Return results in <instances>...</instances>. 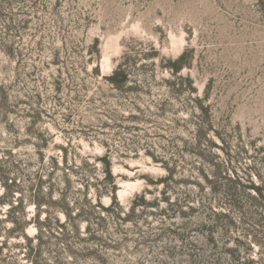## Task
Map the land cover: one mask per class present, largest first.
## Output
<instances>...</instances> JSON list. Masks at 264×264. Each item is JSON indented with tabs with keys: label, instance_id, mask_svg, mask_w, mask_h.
Instances as JSON below:
<instances>
[{
	"label": "rangeland",
	"instance_id": "374dc122",
	"mask_svg": "<svg viewBox=\"0 0 264 264\" xmlns=\"http://www.w3.org/2000/svg\"><path fill=\"white\" fill-rule=\"evenodd\" d=\"M8 18L15 29L7 30ZM185 51L191 67L182 75L193 78L199 97L208 93L206 115L194 108L195 96L176 100L163 84L168 62ZM125 56L137 60L135 78H155L151 89L110 92L102 77ZM163 101L167 112L155 107ZM39 143L46 161L62 163L64 147L78 162L108 154L121 204L128 209L140 194L158 204L140 207L123 226L115 238L128 240L110 251L115 262L264 264V245L243 234L240 215L221 196L230 176L245 187V206L258 198L256 188L264 190L261 0H12L0 19V155L35 164ZM153 156L176 162L170 187L160 183L168 172ZM216 165L227 174L215 177ZM222 213L237 228L221 230Z\"/></svg>",
	"mask_w": 264,
	"mask_h": 264
},
{
	"label": "trees",
	"instance_id": "16d2710c",
	"mask_svg": "<svg viewBox=\"0 0 264 264\" xmlns=\"http://www.w3.org/2000/svg\"><path fill=\"white\" fill-rule=\"evenodd\" d=\"M11 3L12 0H0L1 20ZM261 6L264 14V0H261ZM8 19L7 30L15 29L13 18ZM7 53L9 55L11 52L7 50ZM90 53L94 63L93 72L99 76L101 54L98 40H95ZM136 65V59L125 56L110 75L102 77L110 92L124 97L123 95L129 96L131 93L138 94L140 89H151L155 78H135L131 72L136 69ZM189 67L191 64L186 51L177 59L170 60L166 69L171 78L163 80L164 87L169 89L176 100L181 96H188L190 99L195 96L194 108L206 115L208 93L199 97L193 78L182 75V71ZM90 103L94 104L95 101ZM189 103L185 100L183 107L191 106ZM155 105H159L155 107L160 111H168L169 106L165 101ZM111 123L112 127L116 126L113 118ZM199 132L203 135V130L200 129ZM201 135L197 145L202 142ZM85 139L90 140L89 137ZM42 147L39 143V160L35 164L17 160L11 152L0 155V264H119L112 259L110 251L118 252L124 248L128 238L119 240L115 237L125 233L123 226L126 223L134 222L139 217L137 213L140 212V207L145 210L158 204L147 202L145 194H140L132 206L128 209L124 207L117 196L119 184L108 154L94 160L89 157L81 158L78 162L76 158L71 159L69 149L64 147L61 163L55 156L46 161ZM153 161L167 170V177L162 178L160 183L170 187L177 175L176 162L155 156ZM32 168L35 170H31ZM215 169V177L227 174L222 166L216 165ZM226 183L221 188L222 198L227 201L231 210L240 215L243 234L252 236L255 244L262 247L264 190L256 188L258 198H254L252 205L248 207L243 204L247 202V197L242 192L244 186L239 180L230 176ZM105 197L110 198L109 205L104 204ZM163 199L171 207L175 206L167 192ZM157 201L159 202L155 200ZM30 206H34L33 213L29 211ZM61 215L64 216L63 221ZM221 216L225 222L220 225L221 230L237 228L229 214L222 213ZM219 219L216 223H219ZM83 223L86 224L85 232L81 229ZM31 228L36 230L34 235L29 234ZM123 264L129 263L125 261Z\"/></svg>",
	"mask_w": 264,
	"mask_h": 264
}]
</instances>
